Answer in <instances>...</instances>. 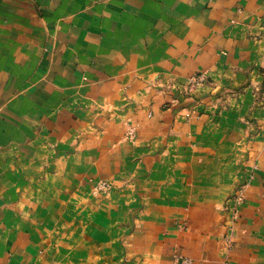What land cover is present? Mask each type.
<instances>
[{
	"label": "crops",
	"instance_id": "0c3cea01",
	"mask_svg": "<svg viewBox=\"0 0 264 264\" xmlns=\"http://www.w3.org/2000/svg\"><path fill=\"white\" fill-rule=\"evenodd\" d=\"M182 257L264 264V0H0V264Z\"/></svg>",
	"mask_w": 264,
	"mask_h": 264
},
{
	"label": "built area",
	"instance_id": "2783aa9c",
	"mask_svg": "<svg viewBox=\"0 0 264 264\" xmlns=\"http://www.w3.org/2000/svg\"><path fill=\"white\" fill-rule=\"evenodd\" d=\"M197 79L200 80V81H204L205 80L203 75L198 76ZM102 186H104V185L102 184ZM233 199H234V204H233V206L230 209H231V212H232V217L235 219L240 214V205L242 204V202L244 200L243 191L242 190L236 191L235 195L233 196ZM179 264H192V261L188 257H182L179 260Z\"/></svg>",
	"mask_w": 264,
	"mask_h": 264
},
{
	"label": "rangeland",
	"instance_id": "374dc122",
	"mask_svg": "<svg viewBox=\"0 0 264 264\" xmlns=\"http://www.w3.org/2000/svg\"><path fill=\"white\" fill-rule=\"evenodd\" d=\"M135 134H136V129L134 128V126L131 125L130 127H128L127 136L131 138L132 141H134V138L136 136ZM102 184L104 186H102ZM110 190H111V182L107 179H99L93 186V193L96 195L109 193Z\"/></svg>",
	"mask_w": 264,
	"mask_h": 264
}]
</instances>
